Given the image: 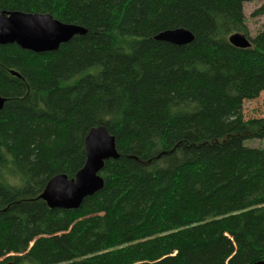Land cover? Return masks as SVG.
<instances>
[{"label":"trees","instance_id":"16d2710c","mask_svg":"<svg viewBox=\"0 0 264 264\" xmlns=\"http://www.w3.org/2000/svg\"><path fill=\"white\" fill-rule=\"evenodd\" d=\"M250 1L0 0L87 29L53 51L0 43V264H264V148L245 144L264 137V117L244 115L264 91ZM178 27L194 40L155 39ZM100 125L119 154L103 188L51 208L46 184L76 175Z\"/></svg>","mask_w":264,"mask_h":264},{"label":"water","instance_id":"95a60500","mask_svg":"<svg viewBox=\"0 0 264 264\" xmlns=\"http://www.w3.org/2000/svg\"><path fill=\"white\" fill-rule=\"evenodd\" d=\"M82 26L64 23L49 13H32L24 11H3L0 13V43H16L23 49L34 52L57 50L76 34H85ZM155 39L174 44H188L194 40V34L185 27L163 30ZM229 41L236 47L248 48L252 42L243 32H235ZM16 73V72H13ZM5 98L0 94V110ZM87 159L84 166L73 178L65 174L52 177L41 194L51 208L77 209L82 201L104 186L100 175L108 159L119 157L116 139L106 126L93 127L86 137Z\"/></svg>","mask_w":264,"mask_h":264},{"label":"rangeland","instance_id":"374dc122","mask_svg":"<svg viewBox=\"0 0 264 264\" xmlns=\"http://www.w3.org/2000/svg\"><path fill=\"white\" fill-rule=\"evenodd\" d=\"M263 4L264 0H253L250 2H245L244 4V13L249 28V35L251 37H255L260 31L264 29V14H254V12ZM244 115L246 118L264 117V91L261 92L258 98L244 101ZM245 144L251 147L264 148V137L247 139L245 140ZM24 264L36 263L25 262Z\"/></svg>","mask_w":264,"mask_h":264}]
</instances>
